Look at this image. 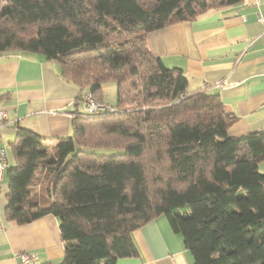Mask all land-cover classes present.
I'll use <instances>...</instances> for the list:
<instances>
[{"label": "trees", "instance_id": "trees-1", "mask_svg": "<svg viewBox=\"0 0 264 264\" xmlns=\"http://www.w3.org/2000/svg\"><path fill=\"white\" fill-rule=\"evenodd\" d=\"M242 1L0 0V54L58 62L80 102L87 93L102 102L107 82L118 87L114 112H75L72 134L53 144L18 131L6 218L55 216L60 264L136 258L133 233L160 216L194 264H264V128L229 135L237 116L220 95L191 90L146 46L151 32Z\"/></svg>", "mask_w": 264, "mask_h": 264}, {"label": "crops", "instance_id": "crops-1", "mask_svg": "<svg viewBox=\"0 0 264 264\" xmlns=\"http://www.w3.org/2000/svg\"><path fill=\"white\" fill-rule=\"evenodd\" d=\"M146 46L166 67L180 70L191 90L220 95L227 111L237 116L229 135L264 128V0L210 9L194 21L151 32ZM78 94L61 78L58 62L39 53L0 54V108L9 122L0 132V146L8 149V168L13 165L10 143L20 129L51 144L72 134L74 113L84 111ZM102 103L106 104L103 94ZM259 171L264 174V161ZM7 193L5 174L0 195V264H20L22 253L34 254L31 264H60L65 248L59 220L47 215L24 225L9 221ZM133 239L139 255L116 264H194L182 235L172 230L165 216L143 225Z\"/></svg>", "mask_w": 264, "mask_h": 264}, {"label": "built area", "instance_id": "built-area-1", "mask_svg": "<svg viewBox=\"0 0 264 264\" xmlns=\"http://www.w3.org/2000/svg\"><path fill=\"white\" fill-rule=\"evenodd\" d=\"M84 111L87 113H100L115 109L111 106L99 102L91 93H87L82 101ZM9 125L7 112L0 108V132ZM8 149L5 146H0V195L2 192L5 174L8 169ZM20 264H31L35 260L34 254L22 253L19 255Z\"/></svg>", "mask_w": 264, "mask_h": 264}, {"label": "rangeland", "instance_id": "rangeland-1", "mask_svg": "<svg viewBox=\"0 0 264 264\" xmlns=\"http://www.w3.org/2000/svg\"><path fill=\"white\" fill-rule=\"evenodd\" d=\"M116 84L117 83L115 81H110V82H107V83L103 84L102 85V88H101L102 89V94L104 96V101L109 106H116L117 105V102H118V94H117L118 87H117ZM105 87H106V89L104 90ZM100 151H102L104 153H116L117 152L116 150H113V149H105V150H100ZM40 186H41L40 185V182H38L35 185V187H34V194L37 193L39 197H42V195H40V188H41ZM4 199L5 198L3 197L1 199V202H3Z\"/></svg>", "mask_w": 264, "mask_h": 264}]
</instances>
